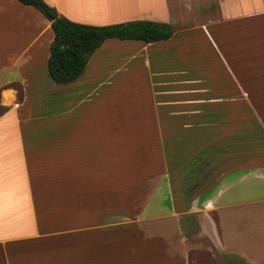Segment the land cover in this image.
I'll return each instance as SVG.
<instances>
[{"label":"crops","instance_id":"0c3cea01","mask_svg":"<svg viewBox=\"0 0 264 264\" xmlns=\"http://www.w3.org/2000/svg\"><path fill=\"white\" fill-rule=\"evenodd\" d=\"M106 39L56 83L53 31L0 0V264H264V0H44Z\"/></svg>","mask_w":264,"mask_h":264},{"label":"trees","instance_id":"16d2710c","mask_svg":"<svg viewBox=\"0 0 264 264\" xmlns=\"http://www.w3.org/2000/svg\"><path fill=\"white\" fill-rule=\"evenodd\" d=\"M38 9L51 23L53 39L50 43L47 69L56 83L75 80L83 71L88 58L106 39L155 42L168 39L173 29L166 23L134 20L106 25L78 23L59 16L44 0H18Z\"/></svg>","mask_w":264,"mask_h":264},{"label":"rangeland","instance_id":"374dc122","mask_svg":"<svg viewBox=\"0 0 264 264\" xmlns=\"http://www.w3.org/2000/svg\"><path fill=\"white\" fill-rule=\"evenodd\" d=\"M224 261L226 264H249L245 263L243 260L231 259L229 256H224ZM190 264H216V261L208 251L198 250L190 254Z\"/></svg>","mask_w":264,"mask_h":264}]
</instances>
